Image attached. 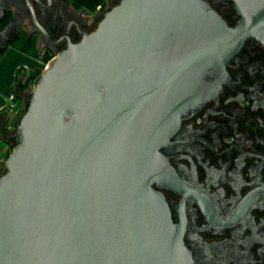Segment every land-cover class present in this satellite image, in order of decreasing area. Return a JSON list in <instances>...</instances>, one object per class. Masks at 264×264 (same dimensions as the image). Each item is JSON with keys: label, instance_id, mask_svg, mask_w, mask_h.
<instances>
[{"label": "water", "instance_id": "obj_1", "mask_svg": "<svg viewBox=\"0 0 264 264\" xmlns=\"http://www.w3.org/2000/svg\"><path fill=\"white\" fill-rule=\"evenodd\" d=\"M233 1L234 26L206 0H118L67 37L32 93L16 88L26 109L0 175V264H195L153 185L161 148L221 93L245 41L264 43V0ZM34 2L52 0H26L49 39Z\"/></svg>", "mask_w": 264, "mask_h": 264}, {"label": "flooded vegetation", "instance_id": "obj_2", "mask_svg": "<svg viewBox=\"0 0 264 264\" xmlns=\"http://www.w3.org/2000/svg\"><path fill=\"white\" fill-rule=\"evenodd\" d=\"M206 1L229 25L238 23L233 0ZM34 4L49 39L26 0H1L0 33L10 42L27 29L28 37L39 35L41 54L51 57L67 37L76 41L94 30L106 10L90 14L70 0ZM227 69L221 93L191 112L161 148L167 164L153 186L164 194L195 264H264V43L247 39Z\"/></svg>", "mask_w": 264, "mask_h": 264}, {"label": "crops", "instance_id": "obj_3", "mask_svg": "<svg viewBox=\"0 0 264 264\" xmlns=\"http://www.w3.org/2000/svg\"><path fill=\"white\" fill-rule=\"evenodd\" d=\"M70 1L81 5L90 14L98 13L111 2V0ZM3 47H5V51L0 55V128L10 129L20 110L19 98L15 96L18 72L24 68L35 69L40 67L43 59L40 51L35 53L30 50L27 53L10 45L8 41ZM4 147L5 142L0 138V152Z\"/></svg>", "mask_w": 264, "mask_h": 264}, {"label": "rangeland", "instance_id": "obj_4", "mask_svg": "<svg viewBox=\"0 0 264 264\" xmlns=\"http://www.w3.org/2000/svg\"><path fill=\"white\" fill-rule=\"evenodd\" d=\"M118 0H112L113 4L115 5L117 3ZM109 5L106 6V9L109 8ZM25 36H27L28 34V30L27 29H19ZM0 39H2L3 41H0V47L3 45H6L7 40H8V34L6 33H0ZM25 39H21L18 41L19 45H23L25 44ZM32 41H34V45L31 48V50L35 53L39 52L38 49V43H39V35H34L32 37ZM42 59H43V63L40 65V67L35 68V69H29V68H24V69H20L18 72V76H17V83L22 82L23 84H25L24 89L19 90L18 91H24L26 93H32V90L35 86L36 80L39 77V75L41 74L42 70L46 67L47 62L46 59L50 58L51 55H44L43 53L41 54ZM23 72L22 78L20 79L21 73ZM19 95V101H20V110L18 115L15 117V120L13 122V126L10 127V129L7 128H0V138L5 142V147L4 149L0 152V175L4 173L5 171V167H6V161L11 153V150L13 148V146L16 143V137H14V130L16 129L18 122H19V118L20 116L23 114V112L26 109V94H22V93H17Z\"/></svg>", "mask_w": 264, "mask_h": 264}, {"label": "trees", "instance_id": "obj_5", "mask_svg": "<svg viewBox=\"0 0 264 264\" xmlns=\"http://www.w3.org/2000/svg\"><path fill=\"white\" fill-rule=\"evenodd\" d=\"M10 16H11V15H10V13H9V14L6 16V21L9 20ZM21 39H25V40H26V41H25V44H23V45H19V44H18V41L21 40ZM9 44L12 45V46H14V47H17V48L21 49V50L24 51V52L29 53L30 50H31V48H32L33 45H34V42L32 41V37H31V36L28 37V36H25L22 32H19V33L17 34V36H16V39L13 40V41H11V42H9ZM4 51H5V47H2V48L0 49V55H2ZM49 59H50V58H47V59H46V62H48ZM24 87H25V84H23L22 82H19L18 85L15 86V90H16V88L19 89V90H22V89H24ZM15 92H17V91H15ZM15 96H16V98H19V95H18L17 93H16Z\"/></svg>", "mask_w": 264, "mask_h": 264}]
</instances>
